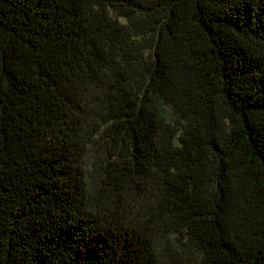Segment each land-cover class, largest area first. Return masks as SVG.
<instances>
[{"label": "trees", "instance_id": "trees-1", "mask_svg": "<svg viewBox=\"0 0 264 264\" xmlns=\"http://www.w3.org/2000/svg\"><path fill=\"white\" fill-rule=\"evenodd\" d=\"M0 264H264V0H0Z\"/></svg>", "mask_w": 264, "mask_h": 264}]
</instances>
